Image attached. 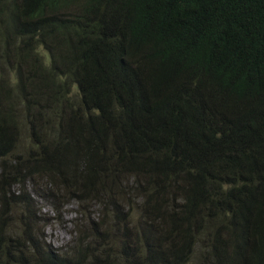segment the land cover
I'll use <instances>...</instances> for the list:
<instances>
[{"label":"trees","instance_id":"16d2710c","mask_svg":"<svg viewBox=\"0 0 264 264\" xmlns=\"http://www.w3.org/2000/svg\"><path fill=\"white\" fill-rule=\"evenodd\" d=\"M0 164V264H264V0H0Z\"/></svg>","mask_w":264,"mask_h":264},{"label":"rangeland","instance_id":"374dc122","mask_svg":"<svg viewBox=\"0 0 264 264\" xmlns=\"http://www.w3.org/2000/svg\"><path fill=\"white\" fill-rule=\"evenodd\" d=\"M24 139V143H29V139L26 136H24ZM17 153H21V150H17ZM8 158L9 160L14 159V155ZM37 187L43 193L49 191V185L45 180H41ZM35 198L41 211L40 217L47 220L44 227L45 241L57 249H62L69 245L72 241V221L76 217L78 203L72 201L59 211H56L49 200L39 196Z\"/></svg>","mask_w":264,"mask_h":264}]
</instances>
